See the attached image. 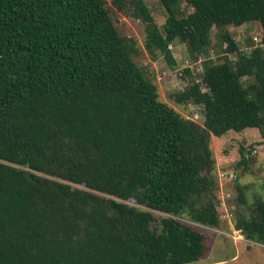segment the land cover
<instances>
[{
  "label": "trees",
  "instance_id": "obj_1",
  "mask_svg": "<svg viewBox=\"0 0 264 264\" xmlns=\"http://www.w3.org/2000/svg\"><path fill=\"white\" fill-rule=\"evenodd\" d=\"M158 2L159 26L143 0H0V264L207 257L221 222L210 136L264 132V0ZM113 10L143 24L144 50L170 68V46L194 61L216 28V61L168 94L200 106L201 123L158 98ZM247 22L259 37L242 51L220 28ZM235 201L232 227L264 245V199Z\"/></svg>",
  "mask_w": 264,
  "mask_h": 264
},
{
  "label": "rangeland",
  "instance_id": "obj_2",
  "mask_svg": "<svg viewBox=\"0 0 264 264\" xmlns=\"http://www.w3.org/2000/svg\"><path fill=\"white\" fill-rule=\"evenodd\" d=\"M153 15L154 22L159 26L164 21L165 12L158 0H143ZM109 4V0H106ZM189 8L183 7V11ZM113 21L118 31L135 40L140 53L135 57L136 63L152 77L156 85L158 98L171 106L184 117L197 123L202 122V112L198 105L176 104L168 98V94L182 89L194 79L199 80L201 65L205 58L211 62L216 61L220 54L217 44L216 28L211 29L210 45L207 55L200 54L193 61L185 43L176 42L170 46L175 59L174 68L166 65L160 55L151 57L143 48V24L131 17L124 16L113 10ZM220 30L228 31L242 51H248L258 42V25L247 22L239 26L225 25ZM183 67L192 70L193 75L181 77ZM246 79L242 78L244 83ZM210 147L215 160V173L217 185L215 188L218 199L221 222L214 234L213 244L206 258L182 264H264V245L245 240L231 222L230 210L236 206V198H241L246 206L256 199H264V132L254 127L244 128L240 131L229 130L219 137L210 136ZM243 150V157L240 155ZM238 162V163H237ZM144 209V208H143ZM154 218L159 212L149 210Z\"/></svg>",
  "mask_w": 264,
  "mask_h": 264
}]
</instances>
